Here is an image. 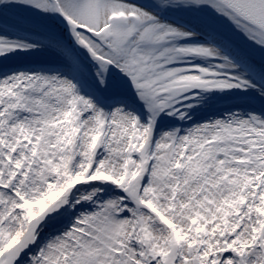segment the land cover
Returning <instances> with one entry per match:
<instances>
[{
    "label": "snow or ice",
    "instance_id": "6c2138e0",
    "mask_svg": "<svg viewBox=\"0 0 264 264\" xmlns=\"http://www.w3.org/2000/svg\"><path fill=\"white\" fill-rule=\"evenodd\" d=\"M220 18L264 51V0H0V264H264V63Z\"/></svg>",
    "mask_w": 264,
    "mask_h": 264
},
{
    "label": "rangeland",
    "instance_id": "374dc122",
    "mask_svg": "<svg viewBox=\"0 0 264 264\" xmlns=\"http://www.w3.org/2000/svg\"><path fill=\"white\" fill-rule=\"evenodd\" d=\"M27 18V14H19ZM216 27L220 35L237 52L245 56L250 62L259 66L264 63V51L261 48L246 39L229 21L220 18L216 22Z\"/></svg>",
    "mask_w": 264,
    "mask_h": 264
},
{
    "label": "water",
    "instance_id": "95a60500",
    "mask_svg": "<svg viewBox=\"0 0 264 264\" xmlns=\"http://www.w3.org/2000/svg\"><path fill=\"white\" fill-rule=\"evenodd\" d=\"M233 49V48H232ZM234 50V49H233ZM235 51V50H234Z\"/></svg>",
    "mask_w": 264,
    "mask_h": 264
}]
</instances>
